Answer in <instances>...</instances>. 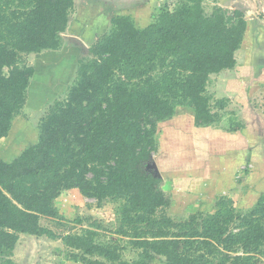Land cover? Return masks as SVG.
Listing matches in <instances>:
<instances>
[{
    "label": "trees",
    "instance_id": "1",
    "mask_svg": "<svg viewBox=\"0 0 264 264\" xmlns=\"http://www.w3.org/2000/svg\"><path fill=\"white\" fill-rule=\"evenodd\" d=\"M175 1L142 28L129 15L112 16L110 30L89 48L91 58L79 62L65 99L41 118L38 140L11 161L0 158V257L29 234L60 239L82 264H150L157 257L164 264H262L264 196L246 211L220 196L211 213L171 217L162 178L147 168L156 127L176 107L192 109L196 127L220 120L229 100L210 93L208 84L235 66L246 28L241 10L206 14L202 0ZM73 6L74 0H0V139L24 106L34 74L22 55L57 49ZM69 189L98 206L115 203L117 233L137 258H123L125 246L116 240H101L99 220L84 218L90 225L65 233L41 223L68 222L54 201Z\"/></svg>",
    "mask_w": 264,
    "mask_h": 264
},
{
    "label": "rangeland",
    "instance_id": "2",
    "mask_svg": "<svg viewBox=\"0 0 264 264\" xmlns=\"http://www.w3.org/2000/svg\"><path fill=\"white\" fill-rule=\"evenodd\" d=\"M165 2L170 7L176 3L175 0H74L58 48L22 55L21 61L33 66L34 74L29 79L24 106L13 117L7 135L0 139V158L11 161L38 140L41 118L56 100L65 99L77 79L79 62L91 58L90 46L110 30L109 20L114 14L108 18L107 11L133 10L131 14L139 19L134 20L131 14L129 16L134 24L143 26L152 21V15ZM143 3L147 5H140ZM202 6L206 14L216 7L232 10L228 2L223 8L224 5L218 0H202ZM242 58L241 51L238 59L242 61ZM252 63L256 65L254 60ZM3 71L7 74L6 68ZM216 81L217 77H211L208 84V91L212 94L221 93L218 85L216 90ZM254 82L255 86L247 88L241 99L231 98L232 101L221 111L220 120L214 125L194 126L193 111L186 106L176 107L171 119L157 125L156 150L152 154L156 166L152 169L161 176L162 189L170 197L167 208L169 216L186 217L199 211L211 213L220 196L230 197L237 211H246L255 205L260 196H264V80ZM231 94L236 96L238 92ZM250 115L253 117L250 118ZM242 118L245 122L249 118L252 120L245 131L247 136L241 132L237 139H232L234 142L226 143V133L232 135L242 131ZM236 122L240 127L230 131L236 127ZM231 151L234 152L229 153ZM250 151L252 154H249ZM236 153H239V159ZM246 154L251 157L248 158ZM254 156L256 160L252 159ZM220 179L227 190L223 195L214 187ZM230 179L231 185L228 183ZM54 203L68 222L58 225L54 219L43 218L41 223L44 226L60 233L79 232L90 225L84 218L99 220L101 240H116L122 247L125 246L120 250L123 258H137V249L127 242L126 237L117 233L119 221L116 205L112 201H103L98 206L94 199L82 196L77 189H69L61 191ZM77 217L84 221L73 223L72 220ZM71 252L73 250L60 239L20 234L12 254L0 257V264H82L70 257ZM150 264L164 263L161 257H157Z\"/></svg>",
    "mask_w": 264,
    "mask_h": 264
},
{
    "label": "crops",
    "instance_id": "3",
    "mask_svg": "<svg viewBox=\"0 0 264 264\" xmlns=\"http://www.w3.org/2000/svg\"><path fill=\"white\" fill-rule=\"evenodd\" d=\"M218 1L224 5L223 8L226 7L225 5H227V2H228L230 5V9L241 10L246 16L245 17L246 28H245L244 35H243V40L240 45V48L235 52V59H236L235 66L232 69L223 70L217 74L211 75V77H217L218 81H216V90H217V85H218V89H220L221 91V93L215 92L214 95L218 98L225 97L229 100V102H231L232 101L231 98L233 97L236 100L241 99L243 92H247V88H253L255 86L256 84V82H254L255 80L257 81L264 80V15H262L258 11L256 0H218ZM261 4L264 9V0H261ZM140 5H147V4L143 3ZM132 11L133 10H123L120 12H115L114 10L111 9L110 11H107L108 16L107 15L106 16L110 18L111 15L113 14L116 15L115 13H119V14L123 13L125 15H130ZM130 16L133 17L134 20L139 19L137 15L131 14ZM148 24L149 22L142 26V25H137L135 23L136 27H139V28H142ZM241 51L243 54L242 61L238 59V55L241 54ZM252 60H254L256 65L252 63ZM232 84H233V87H232ZM231 92H235V94L236 92H238V94L235 96L231 94ZM252 112H254V110ZM258 113H256V115H259ZM256 115L254 117H256ZM252 117L253 116L250 115V118ZM250 118L247 119L246 122L243 120V118L240 119L244 123V127H242L243 128L242 131L239 130L237 133H234L232 135L231 133L225 134L224 137H225L226 143H229V141L234 142V140L232 139L234 138L237 139V136H239V133L240 135H242L241 132H243L247 136L245 131L247 130V128H249V124L252 123V120ZM238 148L242 150V147H240V145H238ZM248 149H250V147H248ZM232 152L234 151H231L229 153H232ZM249 154H252V151H250ZM249 154H246L248 155V158L251 157L249 156ZM235 156H237V159H239L240 155L239 153H236ZM255 156L252 159L256 160ZM235 166L236 165H234V167ZM232 175H234V172L232 173ZM228 183L231 185L232 180L230 179ZM214 187H217L216 189H219V192L222 193L221 195L227 192L225 188V184L221 182V179L217 182L216 186ZM228 193H230V191H228Z\"/></svg>",
    "mask_w": 264,
    "mask_h": 264
},
{
    "label": "water",
    "instance_id": "4",
    "mask_svg": "<svg viewBox=\"0 0 264 264\" xmlns=\"http://www.w3.org/2000/svg\"><path fill=\"white\" fill-rule=\"evenodd\" d=\"M256 3H257V7H258V11L262 14V15H264V9H263V6H262V4H261V0H256ZM156 165H155V162L153 161V162H151V163H148L147 164V168H153V167H155Z\"/></svg>",
    "mask_w": 264,
    "mask_h": 264
}]
</instances>
